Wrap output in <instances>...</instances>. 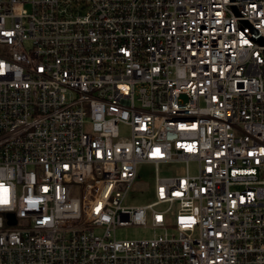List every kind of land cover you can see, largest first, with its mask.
Wrapping results in <instances>:
<instances>
[{
	"label": "built area",
	"instance_id": "obj_1",
	"mask_svg": "<svg viewBox=\"0 0 264 264\" xmlns=\"http://www.w3.org/2000/svg\"><path fill=\"white\" fill-rule=\"evenodd\" d=\"M260 40L264 0H0V264H264Z\"/></svg>",
	"mask_w": 264,
	"mask_h": 264
},
{
	"label": "rangeland",
	"instance_id": "obj_2",
	"mask_svg": "<svg viewBox=\"0 0 264 264\" xmlns=\"http://www.w3.org/2000/svg\"><path fill=\"white\" fill-rule=\"evenodd\" d=\"M121 137L129 136V129L124 126H119ZM184 164L171 163L161 164L158 167L160 176H170L181 173ZM191 172L196 171L194 163L189 164ZM155 167L150 163H141L137 167V177L131 190L128 192L125 203L128 206H144L152 203L155 200ZM153 230L149 226L129 225L118 227L115 231V237L119 241L147 239L153 236Z\"/></svg>",
	"mask_w": 264,
	"mask_h": 264
},
{
	"label": "water",
	"instance_id": "obj_3",
	"mask_svg": "<svg viewBox=\"0 0 264 264\" xmlns=\"http://www.w3.org/2000/svg\"><path fill=\"white\" fill-rule=\"evenodd\" d=\"M260 42H261V43H264V41H263V40H260Z\"/></svg>",
	"mask_w": 264,
	"mask_h": 264
}]
</instances>
